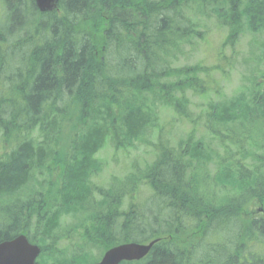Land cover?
<instances>
[{
    "label": "trees",
    "instance_id": "obj_1",
    "mask_svg": "<svg viewBox=\"0 0 264 264\" xmlns=\"http://www.w3.org/2000/svg\"><path fill=\"white\" fill-rule=\"evenodd\" d=\"M192 9L214 15L227 35L215 64L173 68L169 51L205 33L186 15ZM244 21L254 31L264 27V0H58L50 13L33 0H0V141L10 148L0 156V242L25 235L41 249L37 264H92L94 249L101 256L153 239L144 259L121 264H264V217L245 213L262 199L264 156L250 170L231 156L264 122V77L247 93L220 99L213 76L228 73ZM187 92L219 96L207 104L216 125L208 131L226 156L217 158L210 185L236 195L207 203L196 172L187 178L209 160L193 132L175 150L159 130L152 163L124 184L92 182L104 144L122 151L147 126L158 127L149 106L155 99L192 123ZM30 186L37 196L17 198ZM66 188L72 200L56 201ZM141 188L150 196L142 199ZM70 216L81 219L62 224Z\"/></svg>",
    "mask_w": 264,
    "mask_h": 264
},
{
    "label": "rangeland",
    "instance_id": "obj_2",
    "mask_svg": "<svg viewBox=\"0 0 264 264\" xmlns=\"http://www.w3.org/2000/svg\"><path fill=\"white\" fill-rule=\"evenodd\" d=\"M188 17L199 19L200 31L205 32L203 39L193 38L189 43L182 42L178 45L176 50L169 51L168 62L173 68L184 67L194 64L213 65L217 61V55L220 54L221 45L227 35V29L219 25L217 18L210 13L207 17L203 13L195 10H186ZM239 35L235 40V46L232 50L233 56L230 59V67H228V73L220 77V74L214 73L213 76L217 78L218 85L221 89V98L233 99L240 95L241 92L247 93L249 88L255 80L259 83L262 82L264 77V27L259 30H252L250 25L246 21L241 23V29ZM224 52L226 57H230V50L225 48ZM263 75V76H262ZM186 97L189 100V111L192 123L178 119L174 114L171 107L163 105L158 99L152 104H149L154 114L151 116L155 125L147 126L139 135L137 140L133 141V144L124 150H114L113 145L110 143L104 144L97 153V157L101 164V169L93 177L92 182L96 185L107 188L113 185L115 182L125 183L126 177L134 175L139 170L143 169L146 165L152 163L155 160V152L153 151L152 144L157 142L156 138L159 130H162L163 136L172 149H178L181 144L189 138L193 132L194 141H200L203 144L204 152L200 156H204L209 159L204 167V172L189 169L186 172L187 178L191 177V172H196L198 185H206V191L204 198L207 203L212 201L216 204H222L232 198L237 192L229 187H222L215 184L210 185L213 175L217 172V158L225 157L222 155V151L217 144L216 138H214L208 131V127L212 124L208 120L207 112L209 108L207 104L211 101H218L219 96L208 95L206 97H200L186 93ZM149 100H152L149 97ZM99 118V115H98ZM257 125L253 128L250 139V144L246 145L244 152L238 151L236 147H231L235 155H231L233 158L240 159L239 163L244 164L250 169L260 165L258 163L264 156V122L258 121ZM211 126H216L212 124ZM165 131V132H164ZM33 137H37L36 133L32 134ZM10 148L8 145H2L0 141V156L7 154ZM241 153H244L241 155ZM204 154V155H203ZM87 166V170H88ZM201 169V168H200ZM261 175H264V169L260 171ZM200 174V176H198ZM207 177H204L203 175ZM208 184V185H207ZM30 188H24L21 196H15L17 198L26 200L33 199L38 194ZM57 192V190H56ZM142 199L150 196L149 190L141 188L139 190ZM75 195L65 191L57 192L54 195L56 201L72 200ZM4 198V197H3ZM128 201V196L124 199ZM245 213L252 212L256 205L251 202L247 205ZM81 219L80 216L68 217L62 224L77 223ZM209 219L205 221L207 225ZM215 240L218 239V235L214 236ZM146 243V242H145ZM92 256L94 258H100L99 252L92 250Z\"/></svg>",
    "mask_w": 264,
    "mask_h": 264
},
{
    "label": "water",
    "instance_id": "obj_3",
    "mask_svg": "<svg viewBox=\"0 0 264 264\" xmlns=\"http://www.w3.org/2000/svg\"><path fill=\"white\" fill-rule=\"evenodd\" d=\"M40 12H53L58 9V0H34ZM156 240L148 244L127 243L108 249L101 260L94 264H119L123 261H138L144 258ZM40 254L38 246L30 244L24 235L0 243V264H35Z\"/></svg>",
    "mask_w": 264,
    "mask_h": 264
},
{
    "label": "flooded vegetation",
    "instance_id": "obj_4",
    "mask_svg": "<svg viewBox=\"0 0 264 264\" xmlns=\"http://www.w3.org/2000/svg\"><path fill=\"white\" fill-rule=\"evenodd\" d=\"M256 214H257V215L261 214V215L264 217V214L262 213V206H261V205H258V208H257Z\"/></svg>",
    "mask_w": 264,
    "mask_h": 264
},
{
    "label": "bare ground",
    "instance_id": "obj_5",
    "mask_svg": "<svg viewBox=\"0 0 264 264\" xmlns=\"http://www.w3.org/2000/svg\"><path fill=\"white\" fill-rule=\"evenodd\" d=\"M40 12V11H39ZM41 13H43V12H41Z\"/></svg>",
    "mask_w": 264,
    "mask_h": 264
}]
</instances>
